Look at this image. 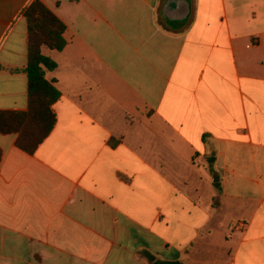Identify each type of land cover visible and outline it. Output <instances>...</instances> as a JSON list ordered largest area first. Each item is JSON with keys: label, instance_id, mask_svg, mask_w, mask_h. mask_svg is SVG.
I'll return each instance as SVG.
<instances>
[{"label": "crops", "instance_id": "0c3cea01", "mask_svg": "<svg viewBox=\"0 0 264 264\" xmlns=\"http://www.w3.org/2000/svg\"><path fill=\"white\" fill-rule=\"evenodd\" d=\"M32 1L0 0V111ZM37 1L60 97L33 154L0 134V264H264V0Z\"/></svg>", "mask_w": 264, "mask_h": 264}, {"label": "trees", "instance_id": "16d2710c", "mask_svg": "<svg viewBox=\"0 0 264 264\" xmlns=\"http://www.w3.org/2000/svg\"><path fill=\"white\" fill-rule=\"evenodd\" d=\"M27 22L28 108L25 112L0 111V134L16 135V147L33 154L53 130L56 117L52 106L60 97L55 81H48L46 73L56 68V63L42 53L43 48L61 52L66 45L65 26L41 2L34 0L25 9ZM1 161V152H0ZM153 264L152 258H149Z\"/></svg>", "mask_w": 264, "mask_h": 264}]
</instances>
